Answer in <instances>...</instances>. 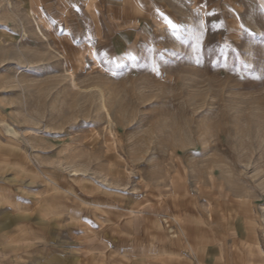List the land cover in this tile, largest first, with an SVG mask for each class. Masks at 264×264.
Listing matches in <instances>:
<instances>
[{
    "label": "rangeland",
    "instance_id": "374dc122",
    "mask_svg": "<svg viewBox=\"0 0 264 264\" xmlns=\"http://www.w3.org/2000/svg\"><path fill=\"white\" fill-rule=\"evenodd\" d=\"M71 10L0 0V264H169L175 191L264 248V0Z\"/></svg>",
    "mask_w": 264,
    "mask_h": 264
},
{
    "label": "crops",
    "instance_id": "0c3cea01",
    "mask_svg": "<svg viewBox=\"0 0 264 264\" xmlns=\"http://www.w3.org/2000/svg\"><path fill=\"white\" fill-rule=\"evenodd\" d=\"M84 1L67 0L72 12L80 11L79 14L85 16L86 13L83 11ZM80 6H82V9ZM158 25H162V23H158ZM107 41L109 42L108 39ZM179 193L176 191L172 193V215L170 221L172 231L169 235V264H180L183 261L184 255L178 249L179 244L186 241L191 246L193 244L191 238L196 231H199L200 235L197 236L199 244L194 253L197 254L200 264H264V248L258 234L252 228L248 229V233H246L247 228L245 229L248 226L247 223L255 224L253 215L246 218L239 216L236 222H232L230 217L225 218L224 213H222L221 216L223 215L222 219L224 218V221L221 220L223 224L218 230H213L212 226L215 219L213 215H210L207 220H202L200 224L198 223V226L200 225L199 229L193 231L190 224L194 223V221L187 215L186 204L181 202L182 213L179 211L177 203ZM239 219L241 220L240 224L238 223ZM239 245H241L240 248ZM231 246L237 252H230ZM213 248L216 249L214 250ZM214 252H217L219 257H213ZM215 260H218V263Z\"/></svg>",
    "mask_w": 264,
    "mask_h": 264
},
{
    "label": "snow or ice",
    "instance_id": "6c2138e0",
    "mask_svg": "<svg viewBox=\"0 0 264 264\" xmlns=\"http://www.w3.org/2000/svg\"><path fill=\"white\" fill-rule=\"evenodd\" d=\"M169 23L171 24V21H169ZM172 27H173V28H176L177 25H176V24H172Z\"/></svg>",
    "mask_w": 264,
    "mask_h": 264
}]
</instances>
